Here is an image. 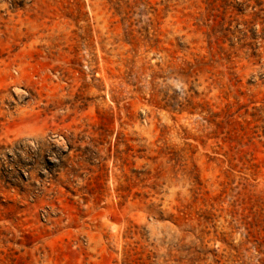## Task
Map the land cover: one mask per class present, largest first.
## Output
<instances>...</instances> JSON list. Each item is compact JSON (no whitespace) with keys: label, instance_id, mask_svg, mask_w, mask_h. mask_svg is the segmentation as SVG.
I'll return each instance as SVG.
<instances>
[{"label":"rangeland","instance_id":"374dc122","mask_svg":"<svg viewBox=\"0 0 264 264\" xmlns=\"http://www.w3.org/2000/svg\"><path fill=\"white\" fill-rule=\"evenodd\" d=\"M0 264H264V0H0Z\"/></svg>","mask_w":264,"mask_h":264}]
</instances>
